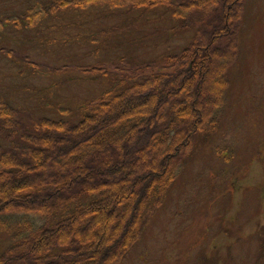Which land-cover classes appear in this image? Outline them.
Returning a JSON list of instances; mask_svg holds the SVG:
<instances>
[{"label": "rangeland", "instance_id": "374dc122", "mask_svg": "<svg viewBox=\"0 0 264 264\" xmlns=\"http://www.w3.org/2000/svg\"><path fill=\"white\" fill-rule=\"evenodd\" d=\"M35 1L0 0V20L27 10ZM236 1L225 0L223 5L234 12ZM138 7L78 5L28 27L11 20L0 25L1 98L33 117L76 121L77 112H84L88 103L99 102L105 92H116L114 81L119 88L127 77L172 71L192 37L210 29L211 15L201 8L183 16L170 6ZM241 13L234 55L225 66L223 98L216 104L217 126L189 145L176 164V176L163 202L154 208L141 236L119 264H264V0H244ZM208 58L205 96L198 105L186 101L188 112L196 116L216 106L219 68L227 61L220 51L207 52ZM181 90L173 94L178 97ZM133 105L128 114L144 107ZM118 108L113 107L110 115H116ZM144 142L142 136L134 151L131 143L125 147L124 159L132 169L144 163L139 148ZM149 150L159 157L168 149L161 145ZM45 152L54 155L49 171L54 168L69 179L72 158L61 157L49 147ZM116 167L117 175L107 176L111 188L113 183L125 184L129 175L122 163ZM46 172L42 170V175ZM3 178L0 184L9 191L11 183ZM107 207L100 205L98 210ZM129 209L125 204L121 213ZM104 214L86 220L84 231L71 222V233L87 240L100 236ZM107 217L115 218L114 212ZM120 223L115 221L107 233L113 235ZM94 230H98L95 235ZM40 260L35 259V264ZM105 261L101 255L98 264Z\"/></svg>", "mask_w": 264, "mask_h": 264}, {"label": "trees", "instance_id": "16d2710c", "mask_svg": "<svg viewBox=\"0 0 264 264\" xmlns=\"http://www.w3.org/2000/svg\"><path fill=\"white\" fill-rule=\"evenodd\" d=\"M224 1L40 0L8 17L16 26L20 23L28 27L36 20L44 21L55 11L78 5H108L110 9L161 5L170 6L172 12L183 16L201 8L204 14L211 15L210 29L192 37L182 53L185 59L181 56V63L172 66V71H157L134 79L127 77L123 82L125 86L119 88L114 81L111 85L116 92H105L99 102L88 103L84 112H77L76 121L33 117L21 113L11 100L0 96V177L11 183L9 191L0 184V264H35L37 258L41 259L40 264H98L101 255L106 256L105 264H119L126 257L154 208L167 195L176 176L177 162L198 135L208 136L217 126L219 107L216 104L223 98L225 66L234 55L236 28L244 0L235 2L234 12L224 7ZM8 20H0V25L5 26ZM188 25L185 21V26ZM218 51L227 55V61L219 68L222 78L217 85L216 106L196 116L188 109L190 103L198 105L205 96L203 85L208 80L211 61L206 59L207 52ZM180 89L178 97L173 94ZM137 104L144 107L128 114L131 106ZM113 107L121 110L110 115ZM142 136L145 142L139 148L144 163L139 169H132L124 159V150L131 143L134 151L138 144L135 142ZM163 144L167 152L155 157L149 149ZM46 147L61 157L72 158L69 179L57 174L54 168L49 171L54 155L45 152ZM118 163L125 165L129 175L125 184L113 183L111 188L107 176L117 175ZM46 169L43 176L42 170ZM125 204L130 209L124 215L121 209ZM100 205H108L100 211L105 213L101 216L104 230L100 236L91 240L74 237L70 223L74 222L77 229L84 231L86 220L94 217ZM112 211L115 218L110 219L107 214ZM119 219V230L109 235L107 231ZM93 233L95 235L97 230Z\"/></svg>", "mask_w": 264, "mask_h": 264}, {"label": "bare ground", "instance_id": "6f19581e", "mask_svg": "<svg viewBox=\"0 0 264 264\" xmlns=\"http://www.w3.org/2000/svg\"><path fill=\"white\" fill-rule=\"evenodd\" d=\"M123 180H124V178H123ZM122 181V180H121ZM98 211V212H97ZM99 213H100V210H96V212H94V217H96L97 215H99ZM98 231V230H97Z\"/></svg>", "mask_w": 264, "mask_h": 264}]
</instances>
